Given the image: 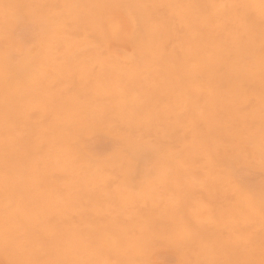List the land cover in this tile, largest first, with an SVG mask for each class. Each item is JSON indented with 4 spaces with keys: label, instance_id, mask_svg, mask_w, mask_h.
<instances>
[{
    "label": "bare ground",
    "instance_id": "obj_1",
    "mask_svg": "<svg viewBox=\"0 0 264 264\" xmlns=\"http://www.w3.org/2000/svg\"><path fill=\"white\" fill-rule=\"evenodd\" d=\"M0 264H264V0H0Z\"/></svg>",
    "mask_w": 264,
    "mask_h": 264
}]
</instances>
